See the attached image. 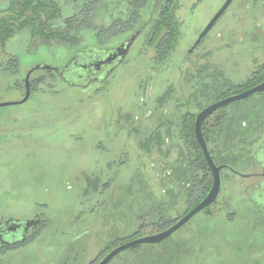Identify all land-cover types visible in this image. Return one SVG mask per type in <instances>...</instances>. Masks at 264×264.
<instances>
[{
    "label": "rangeland",
    "instance_id": "1",
    "mask_svg": "<svg viewBox=\"0 0 264 264\" xmlns=\"http://www.w3.org/2000/svg\"><path fill=\"white\" fill-rule=\"evenodd\" d=\"M225 2L178 0L180 35L162 62L148 43L152 23L107 81L75 88L40 70L31 77L28 102L0 108V220L41 221L24 245L0 247V264H98L124 241L157 234L185 215L186 192L167 176L185 147V114L194 120L233 95L232 86L244 85L238 94L262 82L253 76L264 50L251 52L240 41L264 35V0H235L189 55ZM73 12L66 2L62 17ZM87 37L74 48L35 44L27 32L13 37L0 55V104L25 97L32 68L64 69L85 47L116 49L129 35L103 42ZM13 59L18 68L9 70ZM226 80L232 86L219 89ZM258 95L229 107L262 110L258 116L247 111L245 129L231 146L219 135L208 142L218 165L254 172L250 163L264 142ZM252 182L222 171L210 209L165 242L128 250L109 264H264V210L249 200Z\"/></svg>",
    "mask_w": 264,
    "mask_h": 264
},
{
    "label": "trees",
    "instance_id": "2",
    "mask_svg": "<svg viewBox=\"0 0 264 264\" xmlns=\"http://www.w3.org/2000/svg\"><path fill=\"white\" fill-rule=\"evenodd\" d=\"M66 2L73 5L74 12L63 18V5ZM150 4L151 0H0V55L3 54L7 43L13 37L24 32L29 34L35 44L46 47L55 45L74 48L80 42L88 39L87 35H92L99 42H103L122 34L130 35L144 24H147V28L153 23L148 43L149 46H155L158 60L162 62L167 59L166 57L175 46L180 35L179 22L176 17L178 0H162L158 9L152 15V8H149ZM75 55L76 53L73 57ZM18 65V61L13 59L8 62L7 68L9 70L17 69ZM43 71L49 75H56L60 81L67 84L56 71ZM68 86L81 88V86ZM236 90V87H231L229 90L230 95L237 93ZM258 96L264 101V92ZM241 110L242 108L237 112L227 110L218 113L226 114L228 117L226 120L228 132L226 134H224L223 129L220 133L213 129L216 128L215 121L211 123V130L208 126L204 127L203 134L207 145L210 140L215 139L216 135L222 138L225 148L232 145L242 134L240 129L243 125L241 118L239 119L240 122L233 117L234 115H241ZM194 120L188 119L185 122L186 128L183 132L182 130L180 132L185 147L181 148L175 166L170 168L167 175L173 182L174 179L178 180V188H183L180 193L186 192L188 208L185 215L207 196L213 184L211 170L194 134ZM221 124L220 121L218 125L221 126ZM222 134L223 136H221ZM155 140H158V143L161 144L159 136ZM211 156L216 162L217 159L212 154ZM222 165H227L235 170L230 166V163ZM210 207L204 211H207ZM156 226L157 224L143 226L141 232L146 233L149 231L147 229ZM133 239L126 240L123 243Z\"/></svg>",
    "mask_w": 264,
    "mask_h": 264
},
{
    "label": "water",
    "instance_id": "3",
    "mask_svg": "<svg viewBox=\"0 0 264 264\" xmlns=\"http://www.w3.org/2000/svg\"><path fill=\"white\" fill-rule=\"evenodd\" d=\"M234 0H226L224 5L220 8V10L216 13V15L212 18V20L209 22V24L206 26V28L203 30V32L198 37L195 45L189 52V55H191L195 49L202 43L204 38L208 35V33L212 30V28L215 26V24L219 21V19L223 16V14L229 9L232 2ZM162 0H155V3L151 9V15L158 9L159 5L161 4ZM147 24H144L141 26L140 29L133 32L128 39L118 48L116 49H97L94 47H87L79 52L76 53L74 58L71 60L70 64H68L64 69H58L50 66H36L32 68L29 73L26 76L25 79V89H26V95L25 97L16 103H2L0 104V108L3 107H9L14 105H22L28 102L31 96V76L33 73L40 71V70H53L58 73L60 71L66 72L68 78L70 79V82H68L71 86H85V84L89 82H105L109 79V77L114 72L115 68L120 66L125 58L128 56L133 44L139 37V35L143 32V30L146 28ZM98 52L99 54H105L107 57L104 60H101L97 64H92L91 66L95 69V71H99L101 67H110L114 62H116V65L114 67H111V69L104 74V76L99 78H85L82 80L83 76L80 78L79 75L87 74L86 69L87 65L83 64L82 60L84 58H87L92 53L91 52ZM104 55V56H105ZM78 57V60H77ZM188 58V57H187ZM186 58V59H187ZM61 78L64 80V78L61 75ZM264 92V82L253 87L252 89H249L245 92H242L237 95H233L230 97H227L225 99H222L206 108H204L196 117L195 120V137L200 145V148L203 152V155L206 159V162L211 170L212 178H213V184L212 187L207 194V196L196 206L194 207L190 212H188L185 216H183L180 220H178L174 225L169 227L168 229L149 236H143L138 237L136 239L130 240L126 243H123L116 248L112 249L98 264H109L113 259H115L118 255H120L123 252H126L130 249H133L135 247L141 246V245H157L165 242L167 239H169L172 235H174L176 232L181 230L189 221H191L195 216H197L199 213L213 205L221 192L222 189V171L224 169H228L231 172L238 174L235 170L230 168L227 165H217L214 159L212 158L207 142L205 140L204 134H203V124L207 117L212 115L215 111L226 107L230 104L242 101L244 99H247L253 95L263 93ZM263 178H264V172H263ZM11 223V224H10ZM39 223L38 219H33L30 221H21L17 219H9L6 222V227L9 230L8 233H17V231H20L22 233V238L20 242H24L26 240V234L28 233L29 229L37 226ZM10 224V227H8ZM1 226V223H0ZM19 232V233H20ZM0 241L2 244L8 245L9 242L4 240L3 236L0 233Z\"/></svg>",
    "mask_w": 264,
    "mask_h": 264
},
{
    "label": "flooded vegetation",
    "instance_id": "4",
    "mask_svg": "<svg viewBox=\"0 0 264 264\" xmlns=\"http://www.w3.org/2000/svg\"><path fill=\"white\" fill-rule=\"evenodd\" d=\"M235 1V0H234ZM233 1V2H234ZM232 2V3H233ZM232 5V4H231ZM226 13V12H225ZM224 13V14H225ZM223 14V15H224ZM223 17V16H222ZM221 17V18H222ZM220 18V19H221ZM219 19V20H220ZM219 22V21H218ZM217 22V23H218ZM216 23V24H217ZM215 24V25H216ZM214 28V27H213ZM212 28V29H213ZM209 34V33H208ZM131 35V34H130ZM129 35V36H130ZM240 44H242L241 45V47L243 48V49H246V50H249V51H253V50H255L256 49V52H261L262 50H264V35H251L250 37H248V40H246V41H244V42H242V40L240 41ZM103 49V48H102ZM249 51H241L240 53L242 54V56L243 55H248V53H249ZM91 52V51H90ZM92 54L90 55V56H88L87 58H84L83 60H82V62H83V64H85V65H87V69H86V72H87V74H85L86 76H84V75H79V74H77L78 75V77H82L83 76V78H82V80L83 79H85L86 77L87 78H89V79H93V78H99V79H101L103 76H104V74L106 73V72H108L110 69H111V67H114L115 65H116V62H114L113 64H112V66H110V67H101V69L99 70V71H95V69L91 66L92 64H97V63H99L101 60H104L106 57H107V55H105V54H99L98 52H91ZM105 55V56H104ZM127 58V57H126ZM126 58H125V60H126ZM263 59H264V56H263ZM77 60H78V57H77ZM125 60H124V62H125ZM123 62V63H124ZM122 63V64H123ZM119 68V66L118 67H116L115 68V70H114V72L117 70ZM114 72L112 73V75L114 74ZM58 73V72H57ZM210 73L211 72H208V73H206L205 74V76H208V75H210ZM59 75H60V77H61V75H62V77L64 78V82H66L68 85H70L68 82H70V79L68 78V76H67V73L66 72H61L60 71V73H58ZM111 75V76H112ZM258 75V76H257ZM110 76V77H111ZM110 77H109V79H110ZM253 77H257L256 78V82H258V81H262L261 83H263L264 82V62L260 65V66H258V68L254 71V76ZM212 78H210V80H211ZM216 80H217V78H216ZM216 80H215V82H216ZM214 82V83H215ZM213 83V84H214ZM261 83H258L257 85H259V84H261ZM212 84V85H213ZM243 84V83H242ZM241 84V85H242ZM251 84V83H250ZM249 84V82L246 84V86H248V85H250ZM257 85H254V86H252L251 88H248V89H245L243 92H245V91H247V90H249V89H252L253 87H255V86H257ZM229 87V86H232V84H230L229 82H228V80H226V82L223 84V85H220L219 86V89H222L223 87ZM244 85H242L241 87H238V86H236V88L237 89H239V88H241V89H243L244 87H243ZM216 86H215V84H214V86L212 87L213 89L215 88ZM232 87H234V86H232ZM216 89H218V88H216ZM242 93V92H241ZM238 94H240V93H238ZM260 94V93H259ZM235 95H237V94H235ZM257 95V94H256ZM231 96H233V95H231ZM255 95H253V96H251V97H249V98H247V99H244V100H242V101H245V100H248V99H250V98H253ZM228 97H230V96H228ZM225 98H227V97H225ZM225 98H222V99H225ZM222 99H219L218 101H220V100H222ZM218 101H216V102H218ZM254 101V100H253ZM216 102H214V103H216ZM240 102V101H239ZM214 103H212V104H214ZM258 103V102H257ZM212 104H210V105H212ZM234 104V103H233ZM210 105H208V106H210ZM207 106V107H208ZM231 106V104L230 105H228V106H226V107H223V108H221V109H219V110H217V111H215L212 115H210L209 117H207V119L205 120V122H204V124H203V129H204V127H206V126H208L209 127V129L211 130V123H213L214 121H215V124H216V128H213L214 130H216V131H218L219 133L221 132V129H223V132H224V134H226V132H228V128H227V119H228V117H227V115L225 114V115H223V114H218L219 112H221V111H227L228 109H229V107ZM256 106H257V104L254 106V107H247V109H242L240 112H241V115H234L233 117L234 118H236V119H238V121H240V120H242V127L240 128L241 129V133L243 132V130L245 129V120H243L244 118L246 119V118H249L250 116L248 115V114H246L247 113V111H250V110H253V111H255V113H257V115L256 116H258L259 114H260V112L262 111L261 109H258V108H256ZM206 108V107H205ZM250 110H249V109ZM204 109V108H203ZM202 109V110H203ZM201 110V111H202ZM200 111V112H201ZM199 112V113H200ZM231 112H235V110H232ZM237 112V111H236ZM198 113V114H199ZM254 113V112H253ZM190 116V113H187V114H185V116H184V120L182 121V132H183V130H184V128H186L185 127V122H187L188 121V119L190 118L189 117ZM197 117V116H196ZM232 117V116H231ZM241 118V119H240ZM240 119V120H239ZM195 120H196V118H195ZM195 120H194V129H195ZM221 121V126L220 125H218L219 124V122ZM241 122V121H240ZM231 131V130H230ZM229 131V132H230ZM194 134H195V130H194ZM183 135H185V133H183ZM221 136H223V134L221 135ZM250 167H251V169L252 170H254V172L253 173H250V174H242L241 172H238L237 170H235L238 174H236L237 176H240V177H243V178H245V179H252V183L249 185V186H247V188H246V191H247V195H248V197H249V200L254 204V205H256L257 207H259V208H261L262 210H264V178H263V172H264V142H263V144L258 148V150L255 152V154H254V156H253V158H252V160H251V163H250ZM235 174V173H234ZM174 184H175V186L176 187H178V180H176V179H174ZM196 217V216H195ZM194 217V218H195ZM193 218V219H194ZM14 219V218H13ZM36 219H38L39 220V223H38V225L37 226H34V227H32V228H30L29 229V231H28V233L26 234V240H27V238L29 237V234H30V232L34 229V228H36V227H38L39 225H40V218L39 217H37ZM192 219V220H193ZM9 219H6V220H0V223H1V226H0V233H1V235L3 236V238H4V240H6V241H8L9 242V244L8 245H5V244H2L1 243V241H0V247H7V248H11V247H17V246H20L21 244H24L25 242H26V240L24 241V242H20L21 241V238H22V233L20 232V231H22V230H20V231H17V233H8L9 232V230L7 229V227L5 226L6 225V222L8 221ZM180 220V219H179ZM191 220V221H192ZM190 222V221H189ZM188 222V223H189ZM187 223V224H188ZM11 224V223H10ZM10 224H9V226L8 227H10ZM186 224V225H187ZM20 232V233H19ZM162 232V231H161ZM160 233V232H159ZM168 240V239H167Z\"/></svg>",
    "mask_w": 264,
    "mask_h": 264
}]
</instances>
